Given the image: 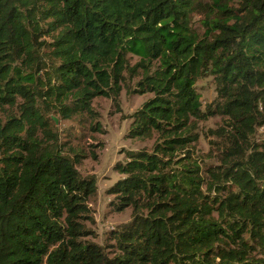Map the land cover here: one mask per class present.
Returning a JSON list of instances; mask_svg holds the SVG:
<instances>
[{
    "label": "trees",
    "instance_id": "trees-1",
    "mask_svg": "<svg viewBox=\"0 0 264 264\" xmlns=\"http://www.w3.org/2000/svg\"><path fill=\"white\" fill-rule=\"evenodd\" d=\"M222 1L201 36L197 0H0V264H264V0ZM132 79L152 97L129 136L158 139L115 167L116 209L133 213L110 252L91 240L88 154H65L51 114L100 132L94 100ZM217 115L231 133L202 170L195 131Z\"/></svg>",
    "mask_w": 264,
    "mask_h": 264
},
{
    "label": "rangeland",
    "instance_id": "rangeland-1",
    "mask_svg": "<svg viewBox=\"0 0 264 264\" xmlns=\"http://www.w3.org/2000/svg\"><path fill=\"white\" fill-rule=\"evenodd\" d=\"M215 1L197 0L198 5L191 16V26L201 36L206 31L205 23L208 21V15L212 19L223 18L218 12ZM226 2L227 0L222 1L223 4ZM238 6L236 1L229 2L230 9H237ZM130 61L134 65L138 62V58L130 57ZM137 81L138 79L128 80L117 102L105 97L94 100V109L99 113L98 123L102 127L100 132H94L90 127L81 129L75 120L62 119L56 114H51V118L56 122L55 127L60 143H67V146L63 145L66 149L65 154L72 158L80 150L84 152L83 154H88L77 169L83 177H94L97 182V192L89 201L95 219V224L91 225L94 232L91 240L110 252L114 250L111 247L112 233L128 224L132 220L133 213L132 208L123 211L116 209L119 200L110 193V189L117 181L123 179L124 175L120 174L115 167L126 161V154L130 151H152L158 139L156 134L150 138L134 139L129 136L132 122L130 116L152 97L150 94L137 95L128 92L129 87L132 90L135 89ZM197 86L202 97L203 108L206 110L209 105L213 106L217 99L216 82L212 76L208 75L200 79ZM223 130L231 133V129L220 115L199 122L195 131L198 142L193 149V157L199 162L202 170L219 164L221 150L228 139V137H220ZM253 141L258 143L264 141V127L256 129ZM93 151H96L98 160L89 157ZM257 256L261 257L259 254Z\"/></svg>",
    "mask_w": 264,
    "mask_h": 264
}]
</instances>
